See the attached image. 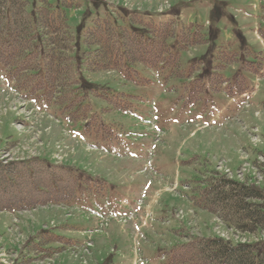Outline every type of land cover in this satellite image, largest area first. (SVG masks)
I'll return each instance as SVG.
<instances>
[{
  "label": "rangeland",
  "instance_id": "rangeland-1",
  "mask_svg": "<svg viewBox=\"0 0 264 264\" xmlns=\"http://www.w3.org/2000/svg\"><path fill=\"white\" fill-rule=\"evenodd\" d=\"M29 1L31 5H39L42 0ZM47 1L67 18L72 45L77 41L79 27L85 30L96 18L109 16L122 27L129 26L126 17L134 11L153 17L155 22L170 20L173 36L167 43L171 55L163 68L153 70L136 65V73L131 72L130 80L115 71L76 72L72 78L78 80L81 74L97 87L83 86L80 94L71 97L63 92L60 103L48 105L45 90L31 92L26 87L19 91L8 84L1 93L5 73L0 69V151L17 141L4 154L0 152V158L13 162L45 150L43 156L47 152L44 157L52 162V156L58 159L66 156L62 163L73 170L92 175L100 167L105 175L119 174V197H122V191L137 185L132 179L138 178L140 162L147 159V151L152 149L155 166L167 185L171 186L178 176V187L176 193H160L158 203L162 208L154 214L153 229L142 230L144 240L139 248L151 264H170L165 251L182 244V235L189 234L188 218L174 220L173 210L190 206L187 198L196 196L195 188H202L207 180L217 176V164L223 166L233 160L234 168L228 166L236 171L241 165L236 162L237 155L239 159L246 157L238 152L240 147L250 160L258 153L264 156V72L248 107L244 101L231 100L240 87L247 91L254 88L257 64L264 62V40L258 36L264 31V1L150 0V4L147 0ZM120 9L123 11L119 15ZM79 38L83 53L82 35ZM20 81L18 84L23 85ZM24 96L38 111L40 108L42 116L35 117L24 109L21 101ZM255 112L259 115L255 116ZM18 115L32 122L33 129L30 126L20 129ZM243 126L257 127L262 143L254 147ZM90 147L97 150H87ZM252 172L260 180L257 169ZM262 175L259 188L264 192V167ZM101 188L99 185L98 189ZM153 189L154 186L149 194ZM83 208L91 209L88 199ZM204 217L205 222L198 223L199 237L212 236V229L217 227L210 215ZM166 218L171 220L169 225L160 224ZM6 222L0 220V252L16 264L22 256L19 250L16 252L17 247H11L16 243L6 233L7 225L3 226ZM34 231L39 232V226ZM8 233L19 242L10 229ZM260 234L257 232V237Z\"/></svg>",
  "mask_w": 264,
  "mask_h": 264
},
{
  "label": "trees",
  "instance_id": "trees-1",
  "mask_svg": "<svg viewBox=\"0 0 264 264\" xmlns=\"http://www.w3.org/2000/svg\"><path fill=\"white\" fill-rule=\"evenodd\" d=\"M128 16V27L106 18L94 19L85 30L80 26L72 45L67 18L47 0L39 5H31L29 0H0V67L10 80L22 81L19 88L35 85L45 90L46 104L60 103L63 92L71 97L80 94L83 86L96 88L81 75L84 70L116 71L130 80L136 65L163 68L171 55L167 43L173 36L171 23L155 24L136 14ZM76 72L81 73L78 80L72 78ZM216 175L191 197L194 207L243 233L264 230L263 190ZM87 181L41 159L0 162V212L70 202ZM170 254L171 264H264V244L232 245L216 237L192 238L172 248Z\"/></svg>",
  "mask_w": 264,
  "mask_h": 264
},
{
  "label": "crops",
  "instance_id": "crops-1",
  "mask_svg": "<svg viewBox=\"0 0 264 264\" xmlns=\"http://www.w3.org/2000/svg\"><path fill=\"white\" fill-rule=\"evenodd\" d=\"M147 4H150V0H147ZM193 134V133H191ZM14 143V142H13ZM16 143V142H15ZM46 151V150H45ZM44 151V152H45ZM43 152V154H44ZM47 155V152L44 156ZM49 156V155H48ZM50 157V156H49ZM233 160L229 159V164L231 166L233 164ZM240 162L238 155H237V161ZM142 164V161L140 162ZM240 164V163H239ZM93 176L99 178L102 180L105 186L109 187V190H107L106 194L101 193L99 199L102 202V205H106L107 207L111 209H118L120 207L119 201L121 199L127 198L129 200H133L136 197H138L140 190L142 189V186L144 185L145 181H141L142 177L134 178L132 179V182L136 183L137 185L131 186L126 188L124 191V195L122 197H119V184H120V178L119 174H104L103 170L98 167L93 171ZM179 177L176 176L174 182H178ZM160 184L157 182H154L151 185V188L154 186V189L151 190L154 192L156 189L158 190V187ZM162 187V186H161ZM160 190V189H159ZM163 191V188L161 189ZM91 205H98V198L94 197L93 194H91ZM84 201H81L79 203H71V206H82ZM162 207L159 205H153L152 206V212L155 214L158 209H161ZM198 218L200 222H205V215H210L203 211L197 212ZM13 216H17V214H11L7 212H0V220H7L6 223H3V226L5 227L7 224L10 223ZM19 216V215H18ZM212 216L210 215V219L212 220ZM49 219H54L56 227L53 229V234L57 236L59 239L57 241H53L50 243H47L46 241L42 242L39 238H36L38 235V232L34 231L37 226H39V230L41 228V225ZM20 227L21 231L25 234L27 241L30 242H36L39 245L38 248L42 249V251H39L38 255H41L43 252L46 253V249L48 250H58L59 251V258L58 261L60 264H71L66 252L65 248L73 241L81 240V231L84 229H87L92 226V223L86 222L82 219H72V220H65L60 213L57 214H51L46 212H39L35 214V216L32 218H29L28 216L21 215L20 216ZM139 224V221L137 220L136 223L129 224L125 229H120L117 225H113L108 230L107 237H98L95 240V251L93 256V264H132L134 256L131 252L132 242L131 237L134 231V227ZM82 225L81 228L78 226ZM205 225V223H203ZM36 238V239H35ZM32 240V241H31ZM34 240V241H33ZM34 244V243H33ZM32 245V244H31ZM35 246V245H34ZM24 247V246H23ZM21 247V253L22 255H26L27 258L33 257L34 254L37 252L33 247ZM109 247L114 248L117 253L111 254L109 252ZM36 248V247H35ZM64 249V250H63ZM141 253L145 256L144 251L141 250ZM33 264V262L29 263Z\"/></svg>",
  "mask_w": 264,
  "mask_h": 264
},
{
  "label": "built area",
  "instance_id": "built-area-1",
  "mask_svg": "<svg viewBox=\"0 0 264 264\" xmlns=\"http://www.w3.org/2000/svg\"><path fill=\"white\" fill-rule=\"evenodd\" d=\"M238 175H239V177H242V173L241 172H239ZM222 236H225V235L222 234Z\"/></svg>",
  "mask_w": 264,
  "mask_h": 264
}]
</instances>
